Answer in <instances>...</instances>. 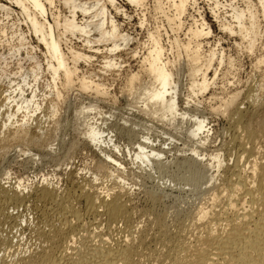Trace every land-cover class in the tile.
Wrapping results in <instances>:
<instances>
[{"label": "bare ground", "instance_id": "bare-ground-1", "mask_svg": "<svg viewBox=\"0 0 264 264\" xmlns=\"http://www.w3.org/2000/svg\"><path fill=\"white\" fill-rule=\"evenodd\" d=\"M207 1L212 15H218L220 7L230 13L232 23L221 19L226 21L221 22V31L235 34L253 52L264 26V0ZM125 5L142 15L159 16L168 30L163 25L144 28L145 41L130 49L135 37L116 20L117 15H125ZM198 9L197 0H0V79L9 80L8 87L0 90V139L25 137L36 113L48 115V111L55 119L65 96L77 91L85 94L86 101L69 106L67 125L103 156L95 162L93 178L71 180L72 187L60 193L46 179L30 195L19 185L0 182V264H264V73L256 89L245 93V102L233 92L213 107L214 115L231 120L224 146L233 158L225 159L215 148L209 155L201 154L209 130L207 118L198 114V96L216 79L218 71L210 81L207 74L215 62L218 69L222 67L224 53L217 57L216 47L202 49L201 39L209 38L211 29L200 14L198 20L191 17L184 38L179 37L183 19L190 11L199 13ZM141 19L140 29L146 24ZM73 39L87 51L97 47L94 53H100L102 48L105 57L96 70L89 68L94 56L75 47ZM122 51L135 58L134 69H125L115 57ZM79 63L86 68L82 70ZM263 63L264 56L255 65L260 68ZM107 74L113 76L112 84L119 81L115 93L110 92L113 85L107 84ZM120 100L123 106L118 105ZM100 101L121 113L120 123L106 122ZM192 103L195 109H190ZM110 128L128 139L136 136L134 129L148 134L161 128L171 139L183 134L191 156L173 164L183 170V186L193 188L198 201H190L185 210L174 207L169 219L165 209L155 208L165 197L164 189L157 187L147 193L152 203L148 220L135 222L120 170L113 167L120 163L105 151L109 146L119 151ZM140 138L132 161L167 173L164 149L145 135ZM47 152L35 153L43 157ZM105 180L113 181L117 189L101 187ZM27 203L35 216L36 242L23 249L11 231L24 225L25 219L13 211Z\"/></svg>", "mask_w": 264, "mask_h": 264}, {"label": "rangeland", "instance_id": "rangeland-1", "mask_svg": "<svg viewBox=\"0 0 264 264\" xmlns=\"http://www.w3.org/2000/svg\"><path fill=\"white\" fill-rule=\"evenodd\" d=\"M220 1L221 3L229 2V0H226L227 2H224L222 0ZM197 2H198V8L200 9V10L198 9L199 13H192V11L188 13V15L183 19L184 26L181 32L179 33V37L181 39L184 38L183 33H185L186 31V29L184 28H187L186 26L192 23V18L198 20L200 19L199 16H202L203 18L205 17L204 20L211 29V35L209 36V38L207 37L206 39L205 38H203V40L201 39V43L203 44L204 42L202 49L204 48V51L206 52L209 49H214V47H216V51L214 52L216 53L217 57L218 55L220 57V51L224 53V55H222V57H224L223 58L224 62L222 67L218 69V65L220 64L215 62L214 65L212 66V69H210V71L207 74L208 79L210 81V78L212 79V76L214 77L213 74L216 73V71H218V75H216V79H214L208 91H206V93H204L202 97L198 96V100L201 102L198 105L199 107L198 114L199 115L201 114V116L204 115L205 118H207V122L209 126V127L207 126V129L209 130L208 134L206 133L204 134L205 136L207 135L208 137L207 140L208 144L206 143L204 145V148L202 147L203 150L205 149L204 151L202 149L200 150H201V154L204 153V155L206 154L209 155V152L214 151L216 149V151L221 153L225 159L231 160V158H233V154L232 152L230 153L228 150L225 151L226 149L224 146L230 135L229 126L231 124L230 122L231 120L225 115L223 116L217 113H215L214 115L213 107L215 106L219 107L221 105V102L226 100L225 98H228V95L233 94V92L238 93L240 95L238 100L240 99L243 100V101L241 100L239 101L243 103L245 102L244 101L245 93L248 90H251V88H253V90L256 89V87L258 86L257 84L259 83L258 80L260 79V75L262 72L264 73V63L261 64L260 68L255 64H257L258 58L260 59L261 57L264 56L263 55L264 26L262 25V30H261L262 34L258 39L259 42L258 41H257L258 43L256 42L257 43L255 45L256 48L254 47V49L252 50L253 52L248 51L245 48L246 44H244V42H242L239 39V37H236L235 34L230 36V33L227 32L224 33L223 31H221L222 23L226 22L227 20L228 23H232L230 21V13H228L227 10L222 9V7H220L217 12L218 15H215L216 16L215 17L214 15H212V13H210L211 2H208L207 0H197ZM238 2L239 4H241L240 3L241 1L238 0L235 3L238 4ZM124 8L126 10L125 15L127 16L122 14H120L121 16L117 15L116 20L120 24H122L123 30L125 32H127L132 37H135L136 41L130 45V49L135 48L138 44H141L143 41H145L146 39L145 29L151 27L153 28L157 25H163L164 29L168 30V26H164L166 25V22H164L163 19L160 18L159 16H156L155 19L153 18L154 16L151 13H145L144 15H142V13L144 12L139 13L140 12L139 10L136 11L134 8L128 5L127 6L125 5ZM142 17H144L146 24L144 25V27H142V29H140L139 23L142 22L141 19ZM221 19H226V21H221ZM217 21L220 23H217ZM168 33L169 35H172L170 32ZM164 41H166V37H164ZM72 42L74 43L75 47L80 48L82 50L84 49L83 51L87 55L94 56L95 59H93L92 62L93 66L89 68L90 70H96L97 67L99 66V61L102 60V57H105L104 53L101 54L102 48H99L100 53H94V51H98L96 50L97 47L92 48V50L95 49L94 51H90V49L87 51L86 49L88 48L83 47L80 42L76 41L75 39H73ZM216 43H219V45L217 46ZM205 44L207 46H205ZM21 57H23V55ZM115 57L120 58L124 62L125 69L128 68L134 69L135 58H133L132 55L129 54V51L118 52L116 53ZM230 58L232 59V63H228V60L231 61ZM79 65H80L79 67H81L82 70L86 68L83 63L82 64L79 63ZM0 74H1V70H0ZM107 75L105 76V78H107L106 81L107 84L113 85L112 89L109 88L110 92L115 93L118 89L119 81L114 82L112 84L113 76H111L110 74ZM116 78L117 77H115L114 79ZM8 84H9V80H6L5 78L2 77V79H0V90L1 91H3V89L5 90V88L8 87ZM212 85L214 86L212 87ZM27 92H28L27 94H29V90ZM75 92L73 91L69 93L70 95L67 94L65 96L67 98H65L64 101L60 104L58 115H56L55 118L56 121H54L55 120L54 118L52 120V117H50L48 111H47L48 115H44L46 114V112L36 113L37 115H34V117L32 118L33 121L29 120V122L32 123H30L27 126V134L25 137L23 136L20 140H14V141L10 140L11 139L10 137L9 140H7L8 138H5L4 139L5 141L3 139H0V146L3 147V148L0 147V182L1 181L4 183L11 182L10 184L14 186L19 185L26 195H30L37 185L38 186L41 185V183L45 182L46 180H47L46 182H48V184H50L52 188H54L56 191H58V193H60L62 192V190H65L66 188L69 189V187L70 188L72 187L71 180H75V181L79 180V178H82V176L88 177L89 180L90 178H93L92 173H94L93 169L95 162L96 163L99 162L98 158L103 159V156L96 151V148H94L92 145L87 144L79 132H76L72 126H69V124L67 125V120L71 116L68 111L69 106L75 107L79 105V103H81L82 101L84 102L86 101L85 94L82 93L78 94L77 91ZM40 93H42L41 89L40 91L38 90L37 94L40 95ZM184 98L185 97H183V99ZM122 103L123 101L120 100L118 105L123 106ZM99 104L102 110L105 112L104 113L105 116L112 115L111 119H108V117H104L103 115V118L106 120L108 124L113 125L115 123L116 124L120 123L121 121L119 119L121 115L120 112L112 110L109 104H107L106 102L100 101ZM181 104L183 103H180V105ZM195 105H196L195 103H192L190 109L193 108L195 109ZM246 106L247 104L245 103L244 107ZM23 114L24 113L22 114L20 113V115ZM42 114L44 116H41ZM20 115L19 116L17 115L18 117L16 116V119L17 118L20 119L21 118ZM56 124H60V125L57 126ZM143 124L145 127H148L149 125L146 122H144ZM30 128L31 130H29ZM109 130L112 132V134L116 135V137L114 138L115 139L114 142L115 145L118 147L119 151L116 150L112 151V147L110 146L108 147V149H105V151L109 152L110 155L115 156V158L113 157V159H115L116 162L118 161L117 163H120L118 167L116 166L113 167L120 170L118 171V175L121 177L122 181H124V183L121 184L124 186V188H126L127 191L126 190L125 191L128 192V198L130 197L128 199L130 203L128 202V204L130 209L132 210L131 212L133 214V220H135V222L144 223V221L148 220L146 212L148 208L152 206L151 205L152 203L148 201L147 193L151 189L155 190L157 187L164 189L163 194L165 195L166 198L165 197L163 198L162 203L158 204L157 206L155 205V208L158 207L159 210L161 211H164L165 209V211H167L168 213L169 219L172 218L170 214L174 207H178L180 209L182 208L183 210H185L186 207L190 206L191 202L195 204V202L198 201V199L195 197L196 193L193 191V188L191 187L188 188L183 186V180H184L183 170L181 169L177 170V167L174 165L175 163L173 164V162H175L176 159L182 160L191 156L190 151H188L189 145H187L186 143L184 144L185 141L183 134L180 136L175 135L171 139L168 137V135L163 134L161 128H156L155 130H151L148 132V134L143 129H134L136 130L135 131L136 136L133 139H128L124 135L117 134L111 128ZM40 131H42V133H40ZM158 131H162V134L159 133ZM34 133L36 135H34ZM173 133L174 132L171 130L170 134ZM141 135H145L149 139H151L153 145H155L156 147L164 149L165 153H164L163 163L166 162L165 165H169L167 173L158 174L156 169H148V167L145 166L142 167L141 165L137 164V161L136 163L132 161V157H134L133 154L136 151V147H137L136 145L139 142H142L140 141ZM22 140L23 143H21ZM2 141L3 143L8 141V143L3 144ZM4 147L6 148L5 150ZM48 147H53L54 150L52 149V151H50ZM223 147L224 150H222L223 151L222 152L221 149H223ZM40 150L41 151L43 150L45 152L48 151V152L43 157L37 156L35 152ZM4 152H6L5 155ZM229 157L231 158L229 159ZM120 165L122 167H120ZM140 167H142V169H140ZM69 176H70V180H69ZM118 182L120 183V181ZM103 183L101 187H106L108 191L114 190V187L115 190L117 189V185L115 183L114 185L113 181L109 182L108 180H105V182ZM178 189L179 191L181 190L182 192L183 191L184 192L182 194H178L179 193V191H177ZM190 190H192V193ZM30 208H31L30 205L27 203L26 207L24 206L22 208H19L18 210H14L15 212L13 211V213L18 212V214L22 217V219H25L24 225H22L21 223L20 225L21 227L18 226L19 228L17 227L16 229H13L11 231V236H13V238L16 236L14 240L16 241L17 239L16 241L17 244H19V246H21L23 249H26V247L27 249L31 248L32 246H34L36 242L35 237L33 236L35 235V233L33 232L34 231L33 229L35 228L33 226L35 225V216L33 210ZM16 233L18 234L16 235Z\"/></svg>", "mask_w": 264, "mask_h": 264}]
</instances>
